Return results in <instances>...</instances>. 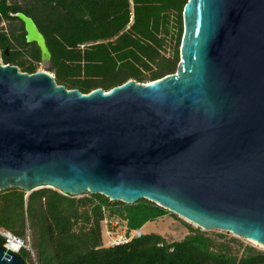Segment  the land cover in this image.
Here are the masks:
<instances>
[{
  "label": "water",
  "instance_id": "water-1",
  "mask_svg": "<svg viewBox=\"0 0 264 264\" xmlns=\"http://www.w3.org/2000/svg\"><path fill=\"white\" fill-rule=\"evenodd\" d=\"M183 17L178 69L154 81L84 93L0 64V190L145 198L264 245V0H189ZM0 264L24 263L5 244Z\"/></svg>",
  "mask_w": 264,
  "mask_h": 264
},
{
  "label": "trees",
  "instance_id": "trees-1",
  "mask_svg": "<svg viewBox=\"0 0 264 264\" xmlns=\"http://www.w3.org/2000/svg\"><path fill=\"white\" fill-rule=\"evenodd\" d=\"M188 1L0 0V51L4 63L38 71L42 51L37 42L27 41L25 23L15 15L23 12L46 37L52 54L48 70L58 84L88 93L130 79L154 81L178 69ZM166 38L171 40L168 54L163 51ZM24 52L30 61L23 59ZM153 68L152 74L145 73ZM95 197L98 200L77 198L50 187L30 194L20 187L0 190V229L23 239L18 255L24 264L34 256L37 264H264V251L199 230L173 242L151 233L106 247V216L140 229L166 212L145 198L128 204L103 194ZM28 229L30 243L25 238ZM6 242L0 233V246Z\"/></svg>",
  "mask_w": 264,
  "mask_h": 264
},
{
  "label": "rangeland",
  "instance_id": "rangeland-1",
  "mask_svg": "<svg viewBox=\"0 0 264 264\" xmlns=\"http://www.w3.org/2000/svg\"><path fill=\"white\" fill-rule=\"evenodd\" d=\"M2 26H4L7 29L8 23L3 22ZM170 44H171V40L169 38H166L163 51H165V53H167V54L171 51V45ZM22 56H23V59H25V60H29V61L31 60V58L29 57V55L26 52H24ZM0 64H4V60L2 57L1 51H0ZM49 67H50V63H47V62L46 63L41 62L38 64V70H48ZM154 70H155V68L149 69V70H146L145 73L147 75H150V74H152V72ZM95 194H98V193H92V192L87 191L84 194L77 195L75 197L98 200L95 197ZM110 200L112 202L117 201V200H112V199H110ZM164 209H165L166 214L163 215L162 217H159L157 219H154V220H151V221H148L147 223H145L144 224L145 226L144 225L142 226L144 228H142V227L140 228L139 235L151 234V233L160 234V235L164 236L168 242H173V241H178V240L184 239L189 233L192 232V230H199L202 232H206L212 236H216L218 238H219V236H224L225 239H235L239 242V244L242 243L244 245L254 246V247L264 251V247H262L260 244H258L256 242H254L253 240L237 236L236 234L229 232V231H224V230H219V229L205 230L203 227H200L199 225L184 219L179 214L174 213L173 211H170L169 209H166V208H164ZM106 212L109 214L108 208L106 209ZM113 218H117V217H113ZM118 219H120V218H118ZM122 225L126 226V227L128 226V224H126V222H124V221H122ZM104 229H105V223L103 220L102 221V232H103L104 246H105ZM0 230L4 231L3 229H0ZM7 233L8 232H6V234ZM25 238L28 240L29 243L31 242V233H30L29 229L26 232ZM20 239L22 240V246H23L24 245L23 239L22 238H20ZM7 243H8V241L6 242V245H8ZM233 244H234V246H239V244L236 242ZM20 249L17 251V253H19ZM242 251L243 250L241 249V252ZM28 264H37L36 257L34 256V260L29 261Z\"/></svg>",
  "mask_w": 264,
  "mask_h": 264
},
{
  "label": "built area",
  "instance_id": "built-area-1",
  "mask_svg": "<svg viewBox=\"0 0 264 264\" xmlns=\"http://www.w3.org/2000/svg\"><path fill=\"white\" fill-rule=\"evenodd\" d=\"M122 221L124 220L109 217V216L105 217L104 233H105V246L106 247H113V246H118V245H123V244H129L130 242H132L134 238L139 236V229L138 230L129 229L128 226L126 227L122 225ZM0 233L5 235L6 237L8 236V233L6 234L5 232L1 230H0ZM8 239H9V236L7 237V240ZM16 239L21 240L18 237H16Z\"/></svg>",
  "mask_w": 264,
  "mask_h": 264
},
{
  "label": "bare ground",
  "instance_id": "bare-ground-1",
  "mask_svg": "<svg viewBox=\"0 0 264 264\" xmlns=\"http://www.w3.org/2000/svg\"><path fill=\"white\" fill-rule=\"evenodd\" d=\"M180 216H182L184 219H186V220H188V221H191L190 219L186 218V217L183 216V215H180ZM191 222H193V221H191ZM193 223H194V222H193ZM195 224H196V223H195ZM8 236H9V242H8L7 244H8V246H9V248H10L11 250H13V251H18V250L21 248V246H22V240H18V239H16V238H14L13 235H12V233L8 234ZM251 240H252V239H251ZM253 241L256 242V243H258V244H260L262 247H264L263 244H261V243L255 241V240H253Z\"/></svg>",
  "mask_w": 264,
  "mask_h": 264
},
{
  "label": "crops",
  "instance_id": "crops-1",
  "mask_svg": "<svg viewBox=\"0 0 264 264\" xmlns=\"http://www.w3.org/2000/svg\"><path fill=\"white\" fill-rule=\"evenodd\" d=\"M145 226V225H144ZM142 228H144V227H142ZM140 230V229H139Z\"/></svg>",
  "mask_w": 264,
  "mask_h": 264
}]
</instances>
